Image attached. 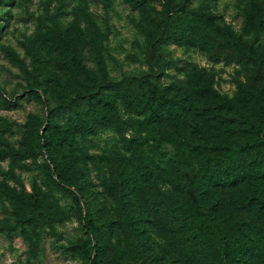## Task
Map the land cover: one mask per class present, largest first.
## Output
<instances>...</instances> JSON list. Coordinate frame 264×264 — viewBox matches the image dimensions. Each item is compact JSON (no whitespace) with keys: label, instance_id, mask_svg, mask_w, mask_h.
I'll use <instances>...</instances> for the list:
<instances>
[{"label":"rangeland","instance_id":"obj_1","mask_svg":"<svg viewBox=\"0 0 264 264\" xmlns=\"http://www.w3.org/2000/svg\"><path fill=\"white\" fill-rule=\"evenodd\" d=\"M261 21L264 0H0V264H264V175L213 178L217 140L264 137L236 134L264 121Z\"/></svg>","mask_w":264,"mask_h":264},{"label":"trees","instance_id":"obj_2","mask_svg":"<svg viewBox=\"0 0 264 264\" xmlns=\"http://www.w3.org/2000/svg\"><path fill=\"white\" fill-rule=\"evenodd\" d=\"M261 26H264V21H261L260 23ZM83 71L85 74L89 75V70H87L85 67H83ZM145 84L148 85V91L149 94H151V97L154 98L156 101L164 100L166 103L169 102L168 96H166L163 92V90L155 85V83L152 80H147L145 79ZM120 89V85L117 82L113 83H108V84H103V83H98L97 88L90 92L89 94L85 95H78L81 97V99H86L89 103L93 102L94 100L100 101L107 103L108 99L105 97L106 92L108 90H117ZM208 91V86L206 84H199L197 85V92L199 95L204 96V97H209V92ZM124 96H126L125 101H132V94L130 91L128 92V89L123 90ZM36 96L41 98L40 93H36ZM72 100H67L65 103L66 107H69L70 111H73L74 107L72 105ZM12 105L11 101L8 102V105ZM76 113L79 114V111ZM242 116L244 120H246V127L241 129L237 134L238 137L246 138L248 135L255 133L256 131L259 133L264 132V121L263 118L259 123L253 119L254 114L252 112L247 113L243 112ZM104 126L100 122L96 123H91L88 125L87 129L90 132H95L99 128H102ZM55 123L53 121H50V124L48 125V129H54ZM231 136L224 141L223 139H219L216 141L215 148L216 151L221 153L220 156H217L216 159L218 163L224 164L226 162L230 168L231 171H233L229 176L224 177V175H215L213 176L214 178V185H224V184H239L242 180L247 175V170L244 169L241 164L244 163L246 160L250 159V162H253L257 165V170L261 172L262 175H264V164L262 163V158L264 157V150L259 151L254 148L256 144L259 142L264 141V137L262 139H259L258 142H251L250 140H246L242 142L241 144L239 143L238 146L234 142L235 140L230 139ZM39 143L41 144L42 147H46L49 145V142L44 136H40L39 138ZM50 170L52 171V176L58 177L60 173L57 171L56 167L49 166ZM204 192V190H201L199 188H191L189 191V197L191 198L193 204H195L197 207H202V197L201 193ZM205 194V193H204ZM89 226H91V222L88 223ZM228 255L229 251L227 252Z\"/></svg>","mask_w":264,"mask_h":264}]
</instances>
